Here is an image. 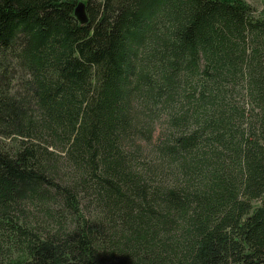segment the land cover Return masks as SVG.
I'll return each instance as SVG.
<instances>
[{
    "label": "trees",
    "instance_id": "1",
    "mask_svg": "<svg viewBox=\"0 0 264 264\" xmlns=\"http://www.w3.org/2000/svg\"><path fill=\"white\" fill-rule=\"evenodd\" d=\"M79 1L0 0V264H264V11Z\"/></svg>",
    "mask_w": 264,
    "mask_h": 264
},
{
    "label": "water",
    "instance_id": "2",
    "mask_svg": "<svg viewBox=\"0 0 264 264\" xmlns=\"http://www.w3.org/2000/svg\"><path fill=\"white\" fill-rule=\"evenodd\" d=\"M75 13L82 23H85L88 21V16L86 13L84 1L81 0L78 2L77 6L75 8Z\"/></svg>",
    "mask_w": 264,
    "mask_h": 264
},
{
    "label": "rangeland",
    "instance_id": "3",
    "mask_svg": "<svg viewBox=\"0 0 264 264\" xmlns=\"http://www.w3.org/2000/svg\"><path fill=\"white\" fill-rule=\"evenodd\" d=\"M246 1L250 3L253 7H255L258 12L264 11V0H246ZM259 203H260V200L254 201L255 205H258Z\"/></svg>",
    "mask_w": 264,
    "mask_h": 264
}]
</instances>
